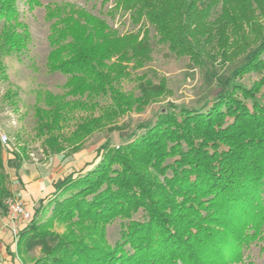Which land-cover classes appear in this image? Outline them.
I'll return each instance as SVG.
<instances>
[{
    "label": "trees",
    "instance_id": "trees-1",
    "mask_svg": "<svg viewBox=\"0 0 264 264\" xmlns=\"http://www.w3.org/2000/svg\"><path fill=\"white\" fill-rule=\"evenodd\" d=\"M85 1L101 10L111 4L105 14L128 15L140 29L121 33L68 0H26L31 11L43 7L50 24L48 72L67 77L63 94L37 95L38 133L55 154L75 111L92 115L71 142L170 94L165 79L155 84L146 76L138 97L122 89L153 60L152 41L195 67L246 59L232 79H255L250 86L228 80L200 108L170 103L131 141L105 142L69 173L58 172L32 218L10 228L8 257L24 264H239L255 243L264 256V0ZM31 43L18 0H0V80L9 79L4 57L23 54ZM16 96L5 97L15 106ZM1 153L0 142V209L12 221L6 200L14 195ZM15 160L24 190L22 161ZM116 221L120 237L112 245L108 226ZM29 243L39 257L30 256Z\"/></svg>",
    "mask_w": 264,
    "mask_h": 264
},
{
    "label": "rangeland",
    "instance_id": "rangeland-1",
    "mask_svg": "<svg viewBox=\"0 0 264 264\" xmlns=\"http://www.w3.org/2000/svg\"><path fill=\"white\" fill-rule=\"evenodd\" d=\"M43 5L60 2L63 0H40ZM86 7L91 13L100 15L108 24L121 33L137 32L140 25L132 22L128 15L118 14L114 18L108 16L103 11L111 8V4L101 10L100 3H86L85 0H68ZM21 18L29 26L32 34V43L29 49L21 55H10L4 57L9 79L0 80V137L6 135L8 143L2 144V157L5 159L6 170L9 174L8 188L13 197L22 200L27 209H37L40 201L28 203L24 200V190L16 182L17 163L15 155L22 161V166L18 175L30 183V188L37 190L35 186L42 182L49 187L51 184V174L60 172L61 175L69 173L70 167L79 165L78 163L92 156L97 149L105 142H110L113 146L119 147L133 139L134 134L142 132L139 126L142 124H154L159 113L169 108L172 103L176 107L200 108L204 104L214 99L228 80L235 83H243L250 86L254 76L250 78L246 75L242 79H232L233 72L239 68L246 59L236 63L222 64L221 61L206 63L205 66L195 67L190 64L188 58H178L169 53L164 47L157 46L152 41L154 48L153 60L143 69L133 72L131 78L122 82L121 86L125 93L133 94L136 97L141 95L138 85L139 78L146 76L145 80L150 79L155 84H159L163 78L166 80L170 94L160 96L151 102L146 108L138 112H130L114 119L110 125L103 129L84 136L78 142L68 140L81 122H88L92 114L89 112L75 111L63 132L66 140H60V151L56 154L50 151L46 143L47 136L39 135V121L36 115L38 93H52L61 95L65 92L64 85L67 77L61 73H49L47 70V57L51 50L48 36L50 24L45 21L43 7H38L33 11L29 10L26 0H18ZM153 32V31H152ZM17 93L16 105L7 101V93ZM109 100L100 99L101 105H108ZM40 107H44L40 103ZM96 112L95 116H99ZM111 126L117 129L111 130ZM31 181V182H29ZM33 183V184H32ZM49 209L43 218L50 215ZM6 219L2 209H0V230L4 226ZM10 227L14 224L10 222ZM55 231L63 233L64 225H55ZM120 237V221H116L108 226V240L113 245ZM28 251L31 257L40 256V248L28 244ZM239 264H264V256L261 252V243H255L245 251V257Z\"/></svg>",
    "mask_w": 264,
    "mask_h": 264
},
{
    "label": "crops",
    "instance_id": "crops-1",
    "mask_svg": "<svg viewBox=\"0 0 264 264\" xmlns=\"http://www.w3.org/2000/svg\"><path fill=\"white\" fill-rule=\"evenodd\" d=\"M59 173H58V175H56V173H54V172L51 174V184L49 187H44L45 185L42 182H38V184L35 183L36 184L35 186H37L36 191H35V189L33 191V189L30 188V186H31L30 183H26L27 181H25V179H23V182L25 183V190L23 192L24 193V195H23L24 200L28 203H32V205L34 207V204H33L34 201L38 202V200L40 201L42 198H44L45 195L49 194V192L52 189L51 185H52L53 181L55 180V178L57 176H59ZM29 182H31V181H29ZM5 219H6V221L4 223V226L0 230V264H24L21 259L13 260L12 258L8 257V255L6 254V246L10 242L9 237H10V228L11 227L9 224L12 221H9V219L6 216H5Z\"/></svg>",
    "mask_w": 264,
    "mask_h": 264
},
{
    "label": "built area",
    "instance_id": "built-area-1",
    "mask_svg": "<svg viewBox=\"0 0 264 264\" xmlns=\"http://www.w3.org/2000/svg\"><path fill=\"white\" fill-rule=\"evenodd\" d=\"M0 142L3 145H6L8 143V137L6 135H1ZM6 205L8 207L10 219L13 223L18 222L19 220L28 221L32 218V211L25 207L22 200L11 197L6 200ZM14 233H16V229H14Z\"/></svg>",
    "mask_w": 264,
    "mask_h": 264
}]
</instances>
